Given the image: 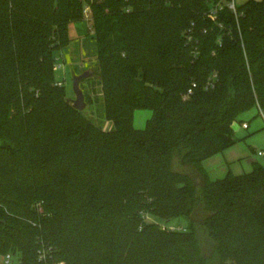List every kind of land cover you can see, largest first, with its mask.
Wrapping results in <instances>:
<instances>
[{
    "label": "trees",
    "instance_id": "1",
    "mask_svg": "<svg viewBox=\"0 0 264 264\" xmlns=\"http://www.w3.org/2000/svg\"><path fill=\"white\" fill-rule=\"evenodd\" d=\"M84 20L111 130L55 76ZM255 107L264 0H0V252L35 261L44 241L61 264H264V165L211 180L203 164ZM137 109L153 111L145 128Z\"/></svg>",
    "mask_w": 264,
    "mask_h": 264
},
{
    "label": "rangeland",
    "instance_id": "2",
    "mask_svg": "<svg viewBox=\"0 0 264 264\" xmlns=\"http://www.w3.org/2000/svg\"><path fill=\"white\" fill-rule=\"evenodd\" d=\"M235 1L237 5H240L246 0ZM89 26L88 20L74 22L70 25L69 33L73 39L59 57L55 76L57 80L63 82L67 97L73 100L76 98L73 87L74 77L87 70H93L94 74L81 82L83 91L92 97L91 101H87V106L82 112L98 126L111 130L115 125L112 120L106 118L103 91L97 87L99 83L98 72H95L97 42L94 33L89 30ZM152 115L151 109H137L134 114V126L139 129L145 128ZM244 122L249 124L248 128L243 126ZM234 128L237 142L223 152L208 157L203 162L211 180L223 178L229 172L243 174L253 171L254 162L251 159L264 165V155L259 154V151H264V116L260 114L259 109L255 107L245 112L242 115V122H236ZM147 219L159 222L164 226L168 225L172 229L189 228L191 222L186 215L174 217L168 221L153 215L148 216ZM229 264L232 263L229 262Z\"/></svg>",
    "mask_w": 264,
    "mask_h": 264
},
{
    "label": "built area",
    "instance_id": "3",
    "mask_svg": "<svg viewBox=\"0 0 264 264\" xmlns=\"http://www.w3.org/2000/svg\"><path fill=\"white\" fill-rule=\"evenodd\" d=\"M227 3L230 8L236 11V1L235 0H227ZM86 14L88 15L89 9L88 7L85 10ZM217 78V73H214L209 79L206 81L204 87L206 89L213 88L215 86ZM59 85H62L63 82L59 81ZM197 86V82L193 83V87ZM193 91V88L191 87L189 89L188 93H191ZM244 127H248L249 124L244 122ZM259 154L264 155V151H259ZM54 246L48 243H45L42 241L40 243V246L38 247L36 251V260L31 261L29 258L23 255V253L19 252L18 250H9L7 252H0V264H61L62 261H58L54 257Z\"/></svg>",
    "mask_w": 264,
    "mask_h": 264
},
{
    "label": "water",
    "instance_id": "4",
    "mask_svg": "<svg viewBox=\"0 0 264 264\" xmlns=\"http://www.w3.org/2000/svg\"><path fill=\"white\" fill-rule=\"evenodd\" d=\"M93 74H94V71L90 69L74 77L73 87L76 93V98L72 100V103H73V106L80 111L85 109V107L87 106L86 96H85L83 89L81 88V82L82 80H84L85 78ZM251 160L253 161V159Z\"/></svg>",
    "mask_w": 264,
    "mask_h": 264
},
{
    "label": "crops",
    "instance_id": "5",
    "mask_svg": "<svg viewBox=\"0 0 264 264\" xmlns=\"http://www.w3.org/2000/svg\"><path fill=\"white\" fill-rule=\"evenodd\" d=\"M254 160V159H253Z\"/></svg>",
    "mask_w": 264,
    "mask_h": 264
}]
</instances>
